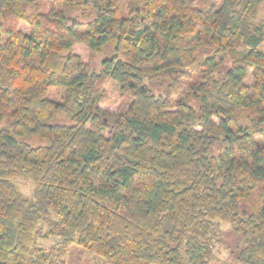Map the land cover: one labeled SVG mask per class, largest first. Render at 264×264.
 Instances as JSON below:
<instances>
[{
    "label": "trees",
    "instance_id": "trees-1",
    "mask_svg": "<svg viewBox=\"0 0 264 264\" xmlns=\"http://www.w3.org/2000/svg\"><path fill=\"white\" fill-rule=\"evenodd\" d=\"M49 4L0 0V264H264V0Z\"/></svg>",
    "mask_w": 264,
    "mask_h": 264
},
{
    "label": "rangeland",
    "instance_id": "rangeland-1",
    "mask_svg": "<svg viewBox=\"0 0 264 264\" xmlns=\"http://www.w3.org/2000/svg\"><path fill=\"white\" fill-rule=\"evenodd\" d=\"M125 0H119L120 7L124 5ZM39 5L42 9H47L50 4L49 0H39ZM264 15V10L260 13V18H262ZM26 26L24 24L20 25V29L26 32ZM260 48L264 49V42L261 44ZM72 52L76 55H78L82 62L89 63V65L98 67L100 60L103 58L104 55L108 52L106 49L103 52L95 53L90 52L89 49L82 45V44H76L72 48ZM246 82H249V77L246 79ZM108 89V100L107 102H104L101 104V108L105 111H119L121 108H124V105L120 103V99L117 96L118 90L115 85H111L109 82L107 85ZM50 97H53L55 99H60L61 92L60 90H53ZM31 142H35L32 140ZM16 185L19 188V190L25 195L30 196L31 191L33 189V183L26 179H17ZM229 228L228 224L222 223L220 224V229L223 231H227ZM226 240V236H225ZM229 242V238L227 240ZM61 240L58 237H48L47 239L38 238L37 243L44 249H50L54 244L60 243ZM229 250L225 248V246L218 245L217 250L215 251L217 261H215L214 264H233V262L229 259ZM81 264H101V259L94 255H89L87 253H82L79 255Z\"/></svg>",
    "mask_w": 264,
    "mask_h": 264
},
{
    "label": "water",
    "instance_id": "water-1",
    "mask_svg": "<svg viewBox=\"0 0 264 264\" xmlns=\"http://www.w3.org/2000/svg\"><path fill=\"white\" fill-rule=\"evenodd\" d=\"M74 20V19H73Z\"/></svg>",
    "mask_w": 264,
    "mask_h": 264
}]
</instances>
